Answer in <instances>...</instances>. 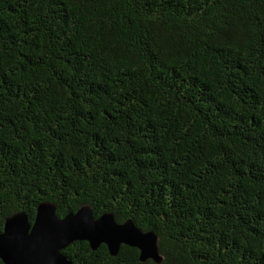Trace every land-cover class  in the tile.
Masks as SVG:
<instances>
[{"label":"trees","instance_id":"trees-1","mask_svg":"<svg viewBox=\"0 0 264 264\" xmlns=\"http://www.w3.org/2000/svg\"><path fill=\"white\" fill-rule=\"evenodd\" d=\"M41 203L157 238L71 264H264V0H0V231Z\"/></svg>","mask_w":264,"mask_h":264},{"label":"water","instance_id":"water-1","mask_svg":"<svg viewBox=\"0 0 264 264\" xmlns=\"http://www.w3.org/2000/svg\"><path fill=\"white\" fill-rule=\"evenodd\" d=\"M73 242H86L91 250L102 244L110 256L125 245L139 251L140 261L160 262L156 236L140 231L130 220L117 224L111 214L94 218L87 206L59 219L50 203L37 206L33 223L23 213L5 219L0 260L3 264H71L61 251Z\"/></svg>","mask_w":264,"mask_h":264}]
</instances>
